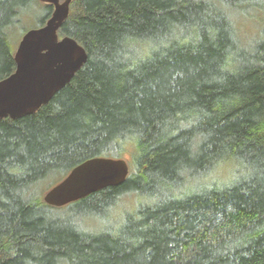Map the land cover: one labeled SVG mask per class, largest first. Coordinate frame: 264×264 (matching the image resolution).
Returning a JSON list of instances; mask_svg holds the SVG:
<instances>
[{"label": "trees", "instance_id": "1", "mask_svg": "<svg viewBox=\"0 0 264 264\" xmlns=\"http://www.w3.org/2000/svg\"><path fill=\"white\" fill-rule=\"evenodd\" d=\"M26 1L0 0V80ZM256 12L264 0H72L58 34L85 64L0 119V264H264V35L238 28ZM94 157L125 159L127 178L43 201Z\"/></svg>", "mask_w": 264, "mask_h": 264}, {"label": "water", "instance_id": "2", "mask_svg": "<svg viewBox=\"0 0 264 264\" xmlns=\"http://www.w3.org/2000/svg\"><path fill=\"white\" fill-rule=\"evenodd\" d=\"M53 7L42 26L27 30L13 53L14 71L0 80V119L32 114L47 104L82 68L85 49L72 37L59 36L72 0H39ZM129 174L123 158L94 157L74 167L43 194V201L62 207L106 187L118 186Z\"/></svg>", "mask_w": 264, "mask_h": 264}, {"label": "rangeland", "instance_id": "3", "mask_svg": "<svg viewBox=\"0 0 264 264\" xmlns=\"http://www.w3.org/2000/svg\"><path fill=\"white\" fill-rule=\"evenodd\" d=\"M24 7L25 8L22 9V12H19L16 22L10 29V41L13 53L22 35L29 29L39 27L41 23L45 22L51 14V9L49 13L46 14L47 11L45 3L39 0H27ZM240 16L244 15L241 14ZM239 21L240 24L238 25V28L241 30L245 44L256 42L263 37L264 33H262V31L264 29V12H256L255 18L252 19L241 17ZM51 185L52 183H50V181H45L43 183V186H45L43 194L50 187H52Z\"/></svg>", "mask_w": 264, "mask_h": 264}, {"label": "flooded vegetation", "instance_id": "4", "mask_svg": "<svg viewBox=\"0 0 264 264\" xmlns=\"http://www.w3.org/2000/svg\"><path fill=\"white\" fill-rule=\"evenodd\" d=\"M60 1H62V0H60ZM50 9H51V12H52V9H53V7L51 6V8H50Z\"/></svg>", "mask_w": 264, "mask_h": 264}]
</instances>
